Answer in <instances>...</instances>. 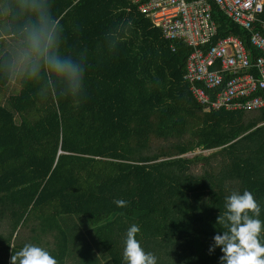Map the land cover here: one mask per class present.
Wrapping results in <instances>:
<instances>
[{
  "label": "trees",
  "instance_id": "1",
  "mask_svg": "<svg viewBox=\"0 0 264 264\" xmlns=\"http://www.w3.org/2000/svg\"><path fill=\"white\" fill-rule=\"evenodd\" d=\"M210 1L213 42L237 35L256 61L264 10L248 30ZM51 3L85 82L73 97L0 76V264L26 243L58 264H126L132 224L157 264H221L220 247L209 249L227 230L217 222L225 197L251 191L264 221V106L200 104L185 79L193 48L167 39L132 0ZM16 6L0 0V25L14 26ZM14 42L0 31V51ZM198 149L211 152L187 155Z\"/></svg>",
  "mask_w": 264,
  "mask_h": 264
},
{
  "label": "clouds",
  "instance_id": "2",
  "mask_svg": "<svg viewBox=\"0 0 264 264\" xmlns=\"http://www.w3.org/2000/svg\"><path fill=\"white\" fill-rule=\"evenodd\" d=\"M15 23L11 29L0 25V31H12L15 42L0 51V76L39 84L46 94L60 86L62 94L78 96L84 87L85 65L62 51L64 26L52 12L51 0H17ZM118 207L128 202L116 199ZM223 215L217 222L227 230L214 235L209 251L220 247L221 264H264V221L261 207L253 193L232 191L225 197ZM140 228L132 224L124 238L123 258L126 264H157L158 257L146 251L137 234ZM11 264H58L56 257L37 244L26 243L10 258Z\"/></svg>",
  "mask_w": 264,
  "mask_h": 264
},
{
  "label": "built area",
  "instance_id": "3",
  "mask_svg": "<svg viewBox=\"0 0 264 264\" xmlns=\"http://www.w3.org/2000/svg\"><path fill=\"white\" fill-rule=\"evenodd\" d=\"M167 39L193 48L185 79L194 98L207 109H257L264 106V32L254 31L252 43L261 51L252 62L241 37L213 42L218 25L210 0H132ZM237 24L252 30L264 0H212ZM264 30V21H262Z\"/></svg>",
  "mask_w": 264,
  "mask_h": 264
},
{
  "label": "rangeland",
  "instance_id": "4",
  "mask_svg": "<svg viewBox=\"0 0 264 264\" xmlns=\"http://www.w3.org/2000/svg\"><path fill=\"white\" fill-rule=\"evenodd\" d=\"M200 152H202V153H204V154H208V153H210L211 151H210V150H200V149H198L196 152L188 153L187 155H188V156H193V155H195L196 153H200Z\"/></svg>",
  "mask_w": 264,
  "mask_h": 264
},
{
  "label": "crops",
  "instance_id": "5",
  "mask_svg": "<svg viewBox=\"0 0 264 264\" xmlns=\"http://www.w3.org/2000/svg\"><path fill=\"white\" fill-rule=\"evenodd\" d=\"M74 260V259H73ZM73 260H69L66 262V264H70Z\"/></svg>",
  "mask_w": 264,
  "mask_h": 264
}]
</instances>
